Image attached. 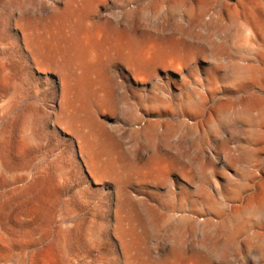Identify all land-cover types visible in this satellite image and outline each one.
<instances>
[{
  "label": "rangeland",
  "instance_id": "1",
  "mask_svg": "<svg viewBox=\"0 0 264 264\" xmlns=\"http://www.w3.org/2000/svg\"><path fill=\"white\" fill-rule=\"evenodd\" d=\"M0 91V264H264V0H0Z\"/></svg>",
  "mask_w": 264,
  "mask_h": 264
},
{
  "label": "bare ground",
  "instance_id": "2",
  "mask_svg": "<svg viewBox=\"0 0 264 264\" xmlns=\"http://www.w3.org/2000/svg\"><path fill=\"white\" fill-rule=\"evenodd\" d=\"M178 1H180V0H178ZM174 5V4H173ZM171 8V7H170ZM170 11V10H169ZM178 13V12H177ZM175 14V13H174ZM251 20V19H250ZM252 21V20H251ZM252 23V22H251ZM246 30L247 31H249V32H253L254 30H255V27L254 26H247L246 27ZM13 50H14V55H13V58H12V62H11V64H12V67L10 68V67H8V65H7V62L5 61V59L3 58V63H2V67H1V69H2V75L4 76V78H5V80H7L9 83H11L14 87H15V90L17 89V87H19V80H18V78H17V71H18V61H17V53H18V49H17V44H14V48H13ZM247 66V65H246ZM20 73V72H19ZM251 74V71L250 72H248V69L247 68H245V67H243V66H235V67H233L232 68V71H231V74H230V79L231 80H233V79H235V80H237V79H242V78H244V77H246V76H248V75H250ZM5 82V81H4ZM7 83V82H6ZM17 91V90H16ZM15 91V92H16ZM11 98V97H10ZM14 100H15V97L13 98ZM10 100V99H9ZM13 102V101H12ZM12 102H10V103H12ZM15 102V101H14ZM204 102V101H203ZM0 103L2 104V106H8L9 104H7V102H6V98H5V95L0 91ZM15 104V103H14ZM185 107V106H184ZM187 107H188V109H192L193 107H195V104L194 103H192L191 101H188L187 102ZM225 107H227V106H225ZM218 109V108H217ZM183 110V109H182ZM185 110H187V109H185ZM204 110V109H203ZM10 111V110H9ZM217 113V112H216ZM219 113H220V115L221 116H225V115H227L228 113H229V110H226V109H222V110H220L219 111ZM236 117L237 116H243V117H246V118H250V119H253V112H252V109L251 108H249V107H245V108H242L241 110H239V111H236V110H234L233 112H232ZM192 114V113H191ZM199 114V113H198ZM204 114V113H203ZM14 116V115H13ZM198 116V115H197ZM204 116V115H203ZM200 117H201V115H200ZM31 118V117H30ZM11 120H12V118H10ZM13 119H14V117H13ZM17 119V118H16ZM27 119V118H26ZM15 120V119H14ZM29 120V119H28ZM189 120V119H188ZM31 121V120H30ZM198 124V123H197ZM29 125V124H28ZM27 125V126H28ZM150 126V125H149ZM147 128V127H146ZM155 128V127H154ZM26 129H27V127H26ZM148 129V128H147ZM151 129H152V127H151ZM157 129V128H156ZM28 130V129H27ZM32 131V130H31ZM23 132H25V131H23ZM32 133V132H31ZM25 134V133H24ZM3 136V135H2ZM28 136H29V134H28ZM30 137H31V135H30ZM30 137H27L26 139H25V142L28 144V142L31 140V138ZM3 138V137H2ZM1 138V139H2ZM8 143H10V142H8ZM7 144V143H6ZM13 145H11V147H12ZM13 153H15V152H13ZM10 157H12V156H10V154H9V150H8V147L5 145V143H4V145L3 146H1L0 145V176H1V178H3V179H5V180H9V181H11V183H12V181H13V185H17L18 184V177H17V175L18 174H16V173H12L11 171L13 170V169H17V165H16V163L18 162H16L15 163V161H13V159H10ZM22 164V163H21ZM23 166V165H22ZM12 169V170H11ZM19 169V168H18ZM11 170V171H10ZM18 173V172H17ZM24 174V173H23ZM20 176H22L21 174H20ZM29 181V187H31L32 186V184H33V176H29L28 178H27ZM10 186H11V184H10ZM22 187H23V185H21ZM26 187H27V185H25ZM16 187V186H15ZM11 188V187H10ZM18 192V195H21L22 194V188H20L19 186L16 188V189H14V190H12V193L13 194H16ZM26 192V191H25ZM9 193V192H8ZM28 193V192H27ZM11 194V193H10ZM10 194H8V195H10ZM29 194V193H28ZM17 195V194H16ZM4 196V195H3ZM28 196V195H27ZM31 196V195H30ZM29 197V196H28ZM33 197V196H32ZM20 201V200H19ZM213 201V200H212ZM5 202V201H4ZM209 202H211V201H209ZM213 203V202H212ZM15 204V203H14ZM261 204L264 206V199H262V201H261ZM18 206H19V204H17ZM31 205V204H30ZM15 206V205H14ZM212 207V206H211ZM13 209V208H12ZM10 210V209H9ZM219 214H220V212H219ZM9 220V219H8ZM182 225V224H181ZM208 225V224H207ZM210 225V224H209ZM185 226V225H184ZM206 227V226H205ZM208 227V226H207ZM180 229V228H179ZM205 229V228H204ZM11 230V229H10ZM15 230V229H14ZM181 230V229H180ZM206 230V229H205ZM209 234L211 235V232H209ZM238 234V232H231V237H234V236H236ZM210 237V236H209ZM208 237V238H209ZM212 237V236H211ZM207 238V237H206Z\"/></svg>",
  "mask_w": 264,
  "mask_h": 264
}]
</instances>
